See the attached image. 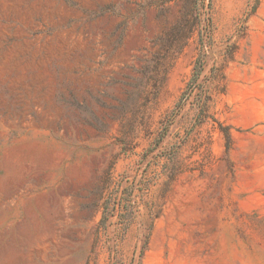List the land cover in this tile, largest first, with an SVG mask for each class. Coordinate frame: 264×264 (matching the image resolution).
Returning a JSON list of instances; mask_svg holds the SVG:
<instances>
[{
    "label": "rangeland",
    "instance_id": "1",
    "mask_svg": "<svg viewBox=\"0 0 264 264\" xmlns=\"http://www.w3.org/2000/svg\"><path fill=\"white\" fill-rule=\"evenodd\" d=\"M0 264H264V0H0Z\"/></svg>",
    "mask_w": 264,
    "mask_h": 264
},
{
    "label": "trees",
    "instance_id": "2",
    "mask_svg": "<svg viewBox=\"0 0 264 264\" xmlns=\"http://www.w3.org/2000/svg\"><path fill=\"white\" fill-rule=\"evenodd\" d=\"M197 65H198V64L195 65V69L198 68ZM197 74H198V73H196V72L193 74V77L191 78V82H195V81H196V79H197ZM225 140H226V147H229L230 135H229V133H227V132L225 133Z\"/></svg>",
    "mask_w": 264,
    "mask_h": 264
}]
</instances>
